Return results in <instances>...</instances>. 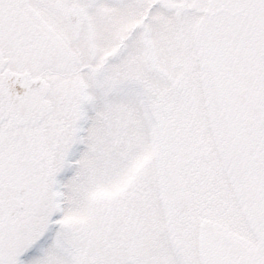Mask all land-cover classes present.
<instances>
[{
  "label": "snow or ice",
  "instance_id": "6c2138e0",
  "mask_svg": "<svg viewBox=\"0 0 264 264\" xmlns=\"http://www.w3.org/2000/svg\"><path fill=\"white\" fill-rule=\"evenodd\" d=\"M0 264H264V0H0Z\"/></svg>",
  "mask_w": 264,
  "mask_h": 264
}]
</instances>
